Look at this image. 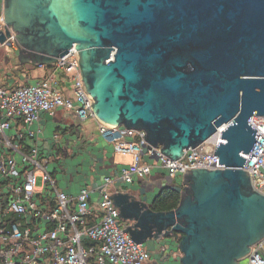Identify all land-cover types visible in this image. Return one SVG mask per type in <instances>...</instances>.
Returning a JSON list of instances; mask_svg holds the SVG:
<instances>
[{
    "label": "water",
    "instance_id": "1",
    "mask_svg": "<svg viewBox=\"0 0 264 264\" xmlns=\"http://www.w3.org/2000/svg\"><path fill=\"white\" fill-rule=\"evenodd\" d=\"M0 44L52 66L75 46L100 120L142 129L180 159L224 123L211 165L185 176L178 206L112 198L140 243L182 234V264H243L264 238V195L244 170L264 116V0H3ZM157 264V263H155Z\"/></svg>",
    "mask_w": 264,
    "mask_h": 264
},
{
    "label": "built area",
    "instance_id": "2",
    "mask_svg": "<svg viewBox=\"0 0 264 264\" xmlns=\"http://www.w3.org/2000/svg\"><path fill=\"white\" fill-rule=\"evenodd\" d=\"M8 42L16 44L13 33ZM52 66L49 75L28 84L0 85V264H146L152 253L125 232L127 221L112 198L119 191H112L113 179L106 177L96 188L83 186L77 195L60 190L49 155L39 144L43 131L37 124L44 114L65 109L80 137L84 122L95 119L99 133L112 140L115 152L132 155L120 175L123 183L132 184L153 171L150 159L171 177L194 168H224L211 164L219 158L213 154L221 131L230 123L186 150L182 158L172 159L147 141L145 130L97 118L75 46ZM250 123L259 134L243 168L253 188L264 195V116H253ZM50 138L55 146L52 153L58 155L60 133L53 132ZM246 259L247 264H264V238L252 246Z\"/></svg>",
    "mask_w": 264,
    "mask_h": 264
},
{
    "label": "crops",
    "instance_id": "3",
    "mask_svg": "<svg viewBox=\"0 0 264 264\" xmlns=\"http://www.w3.org/2000/svg\"><path fill=\"white\" fill-rule=\"evenodd\" d=\"M4 1L0 0V20L3 17ZM53 66L38 65L30 62L21 63L17 44L8 42L0 46V85L6 87L28 84L41 77L49 75ZM37 126L42 128L39 144L43 153L54 156L50 162V170L58 180L59 189L70 195H77L83 186L98 187L106 177H111L114 183L112 191L121 190L132 193L136 198L151 205L154 197L164 187H174L180 192L185 188V176L176 177L168 175L165 169L153 162L154 169L144 178H136L132 184H125L120 180L121 170L131 163V154L115 152L113 142L104 138L98 131L97 121L89 119L83 124L82 135L74 133V123L69 111L57 110L54 114L46 113ZM59 132L60 144H55L59 154L52 153L53 141L50 136ZM55 147V146H53ZM97 194L93 196V202ZM151 239H149L150 241ZM145 245L152 253L149 264H179L181 255L173 236L153 239ZM182 264V263H181Z\"/></svg>",
    "mask_w": 264,
    "mask_h": 264
},
{
    "label": "trees",
    "instance_id": "4",
    "mask_svg": "<svg viewBox=\"0 0 264 264\" xmlns=\"http://www.w3.org/2000/svg\"><path fill=\"white\" fill-rule=\"evenodd\" d=\"M180 198V190L171 186L164 187L154 197L150 206L156 211H169L175 209L178 206ZM172 236L175 237L176 241L179 243L182 234L175 233Z\"/></svg>",
    "mask_w": 264,
    "mask_h": 264
},
{
    "label": "rangeland",
    "instance_id": "5",
    "mask_svg": "<svg viewBox=\"0 0 264 264\" xmlns=\"http://www.w3.org/2000/svg\"><path fill=\"white\" fill-rule=\"evenodd\" d=\"M54 158H55L54 156H52V157L49 156V161H50V162H53ZM49 166H50V164H49ZM38 179H39V182H40V180H41V176H40V175H38ZM148 242L152 243V242H154V240L151 239L150 241L148 240ZM145 245H147V243H145ZM176 245H177V247H179V243H178V242H176ZM177 254H178L179 256H180V255L182 256V252L180 253V252L178 251ZM247 261H248V259L243 260V264H247ZM170 264H173V263H170ZM179 264H181V261H179Z\"/></svg>",
    "mask_w": 264,
    "mask_h": 264
},
{
    "label": "flooded vegetation",
    "instance_id": "6",
    "mask_svg": "<svg viewBox=\"0 0 264 264\" xmlns=\"http://www.w3.org/2000/svg\"><path fill=\"white\" fill-rule=\"evenodd\" d=\"M177 234H180V233H177ZM146 264H149V262H147Z\"/></svg>",
    "mask_w": 264,
    "mask_h": 264
}]
</instances>
